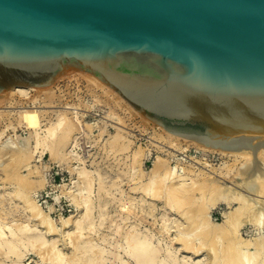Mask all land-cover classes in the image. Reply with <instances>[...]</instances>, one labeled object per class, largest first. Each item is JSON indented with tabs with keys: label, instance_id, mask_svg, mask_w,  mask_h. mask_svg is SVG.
<instances>
[{
	"label": "bare ground",
	"instance_id": "6f19581e",
	"mask_svg": "<svg viewBox=\"0 0 264 264\" xmlns=\"http://www.w3.org/2000/svg\"><path fill=\"white\" fill-rule=\"evenodd\" d=\"M82 71L71 73L84 76L112 100L104 120L86 122L78 111L81 103L53 106L55 117L45 116L42 102L36 105L38 99L30 94L50 91L61 77L47 86L0 92V264H264V234L244 238L241 233L247 225L258 231L264 227V130L205 138L166 130ZM16 96L22 97L19 106L12 105ZM129 113L154 128L147 147L165 152L155 156L149 173ZM17 128L27 135L17 136L18 142H10L11 136L2 141ZM94 129L97 137L108 132L101 149L123 162L113 176L102 159L92 160L93 155L88 164L90 152L82 157L74 150ZM190 149L195 160L187 167L176 157ZM45 154L66 164L71 174L60 192L75 212L58 223L50 216L52 209L44 211L35 197L45 179L43 166L33 163ZM208 154L220 156L221 162L210 164ZM122 176L129 182L126 191ZM219 205L225 209L222 222L216 223L212 211Z\"/></svg>",
	"mask_w": 264,
	"mask_h": 264
},
{
	"label": "water",
	"instance_id": "95a60500",
	"mask_svg": "<svg viewBox=\"0 0 264 264\" xmlns=\"http://www.w3.org/2000/svg\"><path fill=\"white\" fill-rule=\"evenodd\" d=\"M67 67L170 131L264 130V0H0V92Z\"/></svg>",
	"mask_w": 264,
	"mask_h": 264
},
{
	"label": "rangeland",
	"instance_id": "374dc122",
	"mask_svg": "<svg viewBox=\"0 0 264 264\" xmlns=\"http://www.w3.org/2000/svg\"><path fill=\"white\" fill-rule=\"evenodd\" d=\"M79 71L84 72L81 69L76 68V67H67L61 71L60 75L56 76V78L54 79L52 84H54L60 77L61 78L57 81V84L50 91H48L46 93H43V91L37 92V93L32 92L30 94L32 99H34V98L38 99L35 103L36 105H38L39 100L42 102L41 105H43L45 107V108H42V110H45L44 111L45 116H47L48 118H51V117L54 118L55 117V113L52 110L55 109L56 107L53 108V106H59V109H61L62 105L65 106V104L67 103L70 106V107L68 106V108H71V106L73 107L74 103H76V104L81 103V108L79 107L78 111H82V113L84 114L83 119L86 122H89V123L94 122L95 123L97 120H104V118L106 117V115L110 111L109 110V102L112 103V100L110 98H108V96H104L103 93L100 90H98V88H95V86H93V84H91L84 76L77 75V74L72 75V73H71V72L74 73V72H79ZM66 74H69V75L67 77L63 78L64 76H66ZM93 94L98 95L100 102L94 101ZM21 98L22 97H17V96L14 97V101H16L17 104L14 102V104H12V105H14V106L21 105V101H22ZM67 104H66V106H67ZM6 105H8V104H6ZM6 105H4V106H6ZM86 106H89V107L86 108ZM85 109L87 111H84ZM65 110H67L68 112H71V110L69 111V109H65ZM114 111L118 112L117 110H114ZM8 115L9 114H5V118H7ZM128 115H129V117H127V118H129L131 120V123H133V124L136 123L137 124L136 126H138L135 129H134V127H131L130 129H134V130H132V133L137 135V137H136L137 138V140H136L137 144L142 146L143 149L146 150L145 151L146 155L144 156V158L142 160V165H143L144 171L149 173L150 169L152 168V163L154 161L155 156L157 154L163 155V154H165V152H163V151L161 152L158 149H153V148L149 147V148H151V151H150V149L147 147V145H148L150 135L154 134V131H153L154 128L152 127V125L147 124L145 121H142L141 119H139L134 114L129 113ZM3 125H4V122L1 124V126H3ZM109 127L110 126H108L107 131H112V128L110 127V129H109ZM95 130L96 129H94V131L91 132V134L94 137L90 133L85 135L83 137V139H80L78 141L77 146L74 150H75V152H78V154L82 157H87V154H89V152H90V156L88 155L89 157L86 158L88 160V164L90 162L89 160H91L93 158V155H94V159H92V160L98 161V159H99V161H101V159H102V164H103L104 169H107L108 171L112 170V171H110V174H111V176H113L117 173L116 170L119 169L120 166H122L121 168L124 167L123 162H121V161L118 162L120 160V158L118 160H116L117 158L110 155L109 153H106L103 149H101L102 148L101 144H103L104 141L107 139L108 132L104 133L101 137H97V131H95ZM166 130H168V129H166ZM16 132L13 133L12 130H8L5 133L2 141L5 140V141L9 142L8 136H11L12 138L10 137L11 138L10 142H12L14 140H15L14 142H16L19 139V137H17V136L21 135L20 137L23 138L27 135V132L21 128H17ZM94 133L96 134V136L94 135ZM14 134H16V137H14L15 136ZM23 134H24V136H23ZM138 134H141V135H138ZM12 135H14V136H12ZM90 136H92L93 138ZM4 138H6V139H4ZM14 138H16V139H14ZM84 138H85V140H84ZM88 139H90V140H88ZM91 139L96 140V142L98 141L97 144L95 141L93 142ZM102 140H103V142H102ZM18 141H20V139ZM155 141L158 142L157 140H155ZM163 149H165V147ZM98 151H99V154H98ZM192 151L193 150L188 151L186 153H182L176 158L177 159L178 158L183 159L184 161L182 163H184L185 166L190 167L189 165L191 163H193L195 160V158H192L190 156ZM95 152H97V153H95ZM193 153L194 152H192V154ZM95 155H97V156L99 155L98 158ZM49 157L50 156L48 154H45L42 156L40 161L38 160V158L35 160V162H38V163H33L36 165L43 166L41 168V173L45 179V188L38 190L39 192L35 195V197L38 201V204L43 208L44 211L49 212V209L50 208L52 209L49 212L50 216L52 217L53 220L56 221V223H58V221H60L61 218L68 217L71 213L75 212V209H73V207L71 206L72 204H71L70 198L65 194H61V192H62L61 188H62L63 184L65 185V184L70 183L69 181H71V174H70V172L67 168L68 166L66 164H63L62 162H59V161L54 160V159H50ZM95 157H96V159H95ZM207 157H208V162L210 164H214V165L219 164L222 160L220 158V156H218V155L208 154ZM180 161H182V160H180ZM171 163L174 164L173 160H171ZM109 166H110V169H109ZM113 170L116 173H114ZM111 172H113V173H111ZM1 176L2 175L0 174V178H1ZM121 180H122V182L120 183L121 188L126 191V189H128L129 182L127 181V178L124 176H122ZM60 190H61V192H60ZM224 209H225L224 205H219L218 207L215 208V210L212 211V218H213V220L215 219L216 223H219L220 221L222 222V212L224 211ZM111 210H113V208H111ZM111 213L113 214L114 219H118L117 217L115 218L114 211ZM261 228L258 231V230H254V227L247 225L242 229L241 233H242V236L244 238L248 237V236H252V235H257V234L263 235L264 234V230H263L264 227H261ZM104 229H106V230H104ZM104 229L101 231L102 233H106L108 231L107 230L108 228H104ZM261 230H263V231H261ZM260 231L262 233H259ZM28 258L36 259V258H34L33 255L28 256Z\"/></svg>",
	"mask_w": 264,
	"mask_h": 264
}]
</instances>
